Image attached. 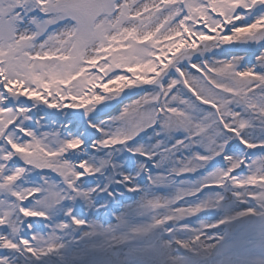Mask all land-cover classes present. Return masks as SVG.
I'll return each mask as SVG.
<instances>
[{
    "label": "snow or ice",
    "instance_id": "snow-or-ice-1",
    "mask_svg": "<svg viewBox=\"0 0 264 264\" xmlns=\"http://www.w3.org/2000/svg\"><path fill=\"white\" fill-rule=\"evenodd\" d=\"M0 264H264V0H0Z\"/></svg>",
    "mask_w": 264,
    "mask_h": 264
},
{
    "label": "rangeland",
    "instance_id": "rangeland-1",
    "mask_svg": "<svg viewBox=\"0 0 264 264\" xmlns=\"http://www.w3.org/2000/svg\"><path fill=\"white\" fill-rule=\"evenodd\" d=\"M157 190H161V188L157 189ZM163 190H166L165 192H162L164 194H161V195H168L170 194V192L172 191V189H168V188H163Z\"/></svg>",
    "mask_w": 264,
    "mask_h": 264
}]
</instances>
